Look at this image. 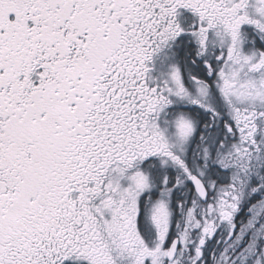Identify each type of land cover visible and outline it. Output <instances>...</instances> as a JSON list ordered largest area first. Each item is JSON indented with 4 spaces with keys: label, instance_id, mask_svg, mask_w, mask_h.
<instances>
[{
    "label": "snow or ice",
    "instance_id": "1",
    "mask_svg": "<svg viewBox=\"0 0 264 264\" xmlns=\"http://www.w3.org/2000/svg\"><path fill=\"white\" fill-rule=\"evenodd\" d=\"M0 264H264V0H0Z\"/></svg>",
    "mask_w": 264,
    "mask_h": 264
}]
</instances>
